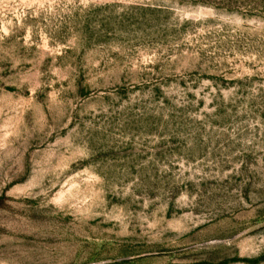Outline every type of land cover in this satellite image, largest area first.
Returning <instances> with one entry per match:
<instances>
[{
    "label": "rangeland",
    "instance_id": "rangeland-1",
    "mask_svg": "<svg viewBox=\"0 0 264 264\" xmlns=\"http://www.w3.org/2000/svg\"><path fill=\"white\" fill-rule=\"evenodd\" d=\"M0 264H264V0H0Z\"/></svg>",
    "mask_w": 264,
    "mask_h": 264
}]
</instances>
